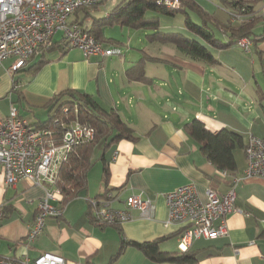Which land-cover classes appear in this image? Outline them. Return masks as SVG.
Returning a JSON list of instances; mask_svg holds the SVG:
<instances>
[{"label":"crops","instance_id":"0c3cea01","mask_svg":"<svg viewBox=\"0 0 264 264\" xmlns=\"http://www.w3.org/2000/svg\"><path fill=\"white\" fill-rule=\"evenodd\" d=\"M194 1L218 22L227 20L209 11L203 1ZM106 5L88 8L87 14L79 10L70 20L76 17L89 25L96 10L103 8L106 16L114 6L108 9ZM257 6L252 15L259 18L253 30L257 36L249 55L254 53L262 67L264 37L260 35L264 34V1ZM103 35L111 38L104 31ZM219 38L226 42L227 37L221 33ZM58 39L55 35L50 45L38 50L14 75L7 71L11 62L6 66L2 62L0 116H5L9 104L14 102L26 121L43 122L49 115L47 102L55 94L70 89L91 95L105 109L116 110L133 129L136 139H121L106 150L99 145L86 189L64 205L61 217L47 218L42 234L29 244L25 235L37 212L38 200L46 191L27 180L6 185L0 165V257L18 261L23 256L34 259L49 252L62 256L66 264L77 261L171 264L154 262L131 245L124 246L114 262L112 259L123 239L145 242L164 238L160 248L177 251V227L164 225L168 214L166 192L192 184L204 199L206 189L224 194L237 177L235 205L242 211L226 217L228 235L196 239L189 250L197 253L198 264H264V179L244 176V149L240 153L234 151L235 172L217 169L183 129L185 123L197 119L211 132L226 128L242 136L244 133L247 138L250 133L264 138V92L258 81H255L258 89L250 88L255 60L251 59L249 64L234 44L212 47L217 49L218 54L213 56L218 63L206 64L185 57L170 44L148 38L150 51L139 48V57L132 55L128 61L117 55L87 58L78 48L61 46ZM116 41L104 44L122 50V42ZM225 54L228 60L222 59ZM38 61L45 63L30 69ZM139 63L146 81L130 79L127 75V70ZM12 80L20 84L17 92L11 91ZM257 126L261 127L260 131H252ZM247 138H243L245 144ZM104 166L109 172L106 182ZM106 190L118 196L111 204L117 209L124 208L129 194L150 198L155 205L154 218L147 219L133 210L132 218L126 222L98 226L92 220L89 200L102 198Z\"/></svg>","mask_w":264,"mask_h":264},{"label":"built area","instance_id":"2783aa9c","mask_svg":"<svg viewBox=\"0 0 264 264\" xmlns=\"http://www.w3.org/2000/svg\"><path fill=\"white\" fill-rule=\"evenodd\" d=\"M108 0H0V65L11 59L7 68L9 74L23 68L29 58L41 47L52 43L55 35L64 47H75L85 57L122 56L117 46H108L84 30L70 16L80 8L102 5ZM170 10H178L181 0H156ZM231 20H240L242 15L229 12ZM244 53L251 52V41L247 37L238 39L237 44ZM264 66V64H263ZM19 82L12 80L11 91L19 89ZM94 129L75 120L66 126L56 141L47 128L29 123L19 115L14 103L8 106L5 116H0V165L6 185H14L27 180L32 185L45 189V195L38 200L34 220L29 224L25 242L36 240L45 228L46 219L61 217L64 206L60 203L61 193L52 189L59 168L72 147L94 139ZM244 154L245 177L264 179V138L249 134ZM238 178L224 194L206 189L202 199L192 184L181 185L166 192L168 208L165 226L177 227V247L187 250L196 239H215L228 235L226 217L242 210L235 205V187ZM117 195L108 191L100 199H90L91 217L98 226L117 225L132 218L136 210L141 216L153 219L155 205L141 194H129L124 200V208L112 207ZM253 243V242H252ZM0 264H66L60 255L45 252L34 259L23 256L14 261L0 257ZM74 264H83L80 261Z\"/></svg>","mask_w":264,"mask_h":264},{"label":"trees","instance_id":"16d2710c","mask_svg":"<svg viewBox=\"0 0 264 264\" xmlns=\"http://www.w3.org/2000/svg\"><path fill=\"white\" fill-rule=\"evenodd\" d=\"M217 1H219L223 8L228 10V18L224 23L218 22L211 13L200 8L194 0H181V6L178 10H170L162 4L156 3V0H119L110 9L108 15L93 17L89 25L83 23V21H78L76 17H74L73 21L80 23L85 31L103 43L115 44L117 42L103 35L105 24H117L121 27H129L132 29L151 30L152 33L146 34V37L150 41L160 44H170L180 54L193 61L216 64L218 60L213 56L208 46H205L196 38H189L179 32L163 33L159 31L158 15H174L177 12H181L185 14L184 20L186 25L190 20V13L196 15L199 20V25L187 27L193 34L202 38L211 47L222 48L234 45L242 37H247L251 43L254 42L256 40L255 36L257 35L253 30L259 18L253 17L252 15L255 12L257 4L264 0ZM79 10L87 14L88 8H80L74 13L76 14ZM149 12L153 15H147ZM229 12L240 14L243 18L234 20L237 23H233ZM215 29L220 30V33L224 37H227L226 42L220 38H216ZM260 36L264 37V34ZM39 50H42V47ZM43 63L45 61H38L30 69H37ZM127 75L130 79L139 81L147 80L143 75L140 63L129 68ZM17 91L18 89L12 92ZM45 106L49 109L48 119L34 125L50 130L53 136H55L56 141L62 135L66 126L75 120L81 124L91 126L95 131L93 140L72 147L68 156L62 162L57 178L51 186L52 189H56L61 193L62 198L60 204L64 206L82 190L86 189L88 172L94 165V154L97 146L101 145L102 149L106 150L110 145L121 139L135 140L136 137L133 135V129L120 118L116 110L103 108L94 97L87 93L70 89L63 90L52 96ZM183 129L187 135L199 144L201 154L217 169L229 173L235 172L237 164L234 151L236 148L244 149L245 147L243 136L240 133L226 128H222L217 132H211L197 119L185 123ZM103 171L104 181L106 182L109 174L108 168L104 166ZM108 191L110 190H106L105 193ZM175 234L177 235V232ZM163 239L159 238L145 242L127 241L123 239L119 252L112 260L114 262V259L121 253L124 246L131 245L154 262L198 264L197 253L190 251L189 248L185 251L162 250L160 243ZM109 264H112V262Z\"/></svg>","mask_w":264,"mask_h":264},{"label":"rangeland","instance_id":"374dc122","mask_svg":"<svg viewBox=\"0 0 264 264\" xmlns=\"http://www.w3.org/2000/svg\"><path fill=\"white\" fill-rule=\"evenodd\" d=\"M117 1L119 0H108L107 3V8L109 9L111 6H113ZM203 1L207 6L209 11H212L215 13L216 16H218L220 19L225 20V18H228V10L223 8L219 1H214V0H201ZM261 3L257 6L260 7ZM93 12V10H92ZM93 15L95 17H103L104 15V9L100 8L99 10H96ZM147 15H153L152 13H147ZM190 20L188 21V24H185V14L181 12H177L174 15H167V14H159V31L163 33H171V32H179L182 33L183 35L189 37V38H196L198 41L203 43L205 46H208V48L212 51L213 55H217V49L212 48L206 42L193 34L187 26H196L199 25V20L196 17V15L190 13ZM243 18V16H242ZM233 22V21H232ZM103 31L106 36H109L113 39H116L120 42H122L121 48H122V58L125 59V61H128L131 59V56L134 55L136 58L139 57L137 49L142 48L145 49L146 51H150L151 46L148 43L146 34L147 33H152L151 30H144V29H132L129 27H121L117 24L110 25V24H105ZM215 36L216 38L220 37V32L219 30L215 29ZM234 48H236L239 53L243 54L246 56L248 59V62L250 64V60L253 59L255 60V64L252 65L253 68V75L251 79V84L250 88L258 89V87L255 84V81H258L259 85L261 84V88L264 92V66L257 61L256 56L254 53H251L250 55L247 53H244V51L238 47V45H234ZM224 54V53H223ZM248 56H247V55ZM142 55V54H141ZM140 55V56H141ZM222 59L228 60V56L222 55ZM11 59H6L3 61V65L6 66L7 64H10ZM1 66V65H0ZM16 75V74H15ZM247 91H249V88H247ZM261 91V90H260ZM247 95V94H246ZM255 96V95H254ZM173 97H176V94H173ZM256 98V97H255ZM261 127L257 126L255 129L252 131H260ZM263 133V132H260ZM243 138L244 140L247 138L246 134L243 133ZM100 150V146H98L95 150V155L94 158H96L98 151ZM237 152H241L239 148L235 149ZM96 166H99L97 164ZM95 168V167H94ZM89 173V172H88Z\"/></svg>","mask_w":264,"mask_h":264}]
</instances>
